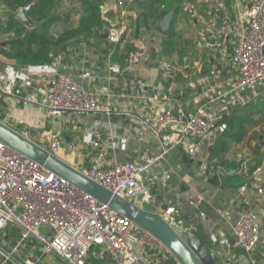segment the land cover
<instances>
[{
    "label": "built area",
    "instance_id": "built-area-1",
    "mask_svg": "<svg viewBox=\"0 0 264 264\" xmlns=\"http://www.w3.org/2000/svg\"><path fill=\"white\" fill-rule=\"evenodd\" d=\"M121 10L117 18L109 17L108 10H102L106 41L119 52L127 47L131 50L124 58V64L107 63V81L123 76L131 67L146 57L144 50L137 47L133 29L124 23L127 15L124 0H117ZM30 9L27 5L22 8ZM219 42L207 44L221 47L233 41L230 56L231 78L225 90L198 106L194 113L185 115L175 112L171 105L153 104L160 99L151 84L136 80L134 99L139 110L133 116L135 127L152 134L161 143L157 154H143L136 161H120L108 158L109 152H124L128 132L110 121L113 105L110 96L101 101L100 95L87 89L79 82H93L94 72H83L78 77L62 70L61 60L51 57L47 63L27 66L22 70L10 68L0 75V92L22 102L29 110L42 111L45 123L40 129L36 143L28 130L17 131L49 154L59 157L63 149V129H55L61 117L67 115L100 116L89 128L82 130L80 143L68 147L70 155L75 152L86 161L76 168L113 195L125 199L139 208L153 204L150 185L157 182L167 184L172 169L167 155L177 148H184L190 156L196 154L195 143L209 147L223 132L225 125H216L218 116L230 106L243 103V92L256 86H264V0H247L237 13L235 24L224 23L218 29ZM165 71L166 68L164 67ZM164 101V97H162ZM220 102V108L213 110V104ZM57 121V122H55ZM238 173L247 171L248 159L238 157ZM169 165V166H168ZM223 169L218 168L213 175ZM261 167L252 172L250 184L239 186V197L247 190L263 194L255 177ZM146 211V210H144ZM150 212V211H146ZM161 217L182 237L194 229L177 218L173 206L165 210L151 211ZM203 216V214H201ZM7 226H15L21 241L33 237L43 246L45 253L53 252L64 264H85L92 251L97 258H109L112 264H141L142 254L147 264H182L173 252L154 234L138 224L118 215L80 192L64 180L45 171L37 163L0 143V236ZM41 228L46 229L40 234ZM231 240L242 252L247 264H256L254 252L260 242V229L250 215L244 214L230 224V237L219 239L220 247L229 254ZM4 262L9 253L0 246ZM230 264V263H226ZM264 264V259L262 261Z\"/></svg>",
    "mask_w": 264,
    "mask_h": 264
},
{
    "label": "crops",
    "instance_id": "crops-1",
    "mask_svg": "<svg viewBox=\"0 0 264 264\" xmlns=\"http://www.w3.org/2000/svg\"><path fill=\"white\" fill-rule=\"evenodd\" d=\"M246 1L170 0L181 7L182 12L176 16L173 27L175 45L167 51L164 47L166 37L155 32L159 21L152 30L149 29L155 18L152 15L161 12V8L157 7L158 0H124L123 7L127 12L124 23L133 29L137 47L144 50L146 57L112 82L106 79L108 75L106 65L111 62L113 47L109 48V56L106 58L100 47L88 43L74 45L68 52L59 55L63 71L77 77L86 71L95 73V81H82L79 78V82L87 89L98 93L101 101L106 99L107 95L111 97L113 114L110 121L129 133L126 150L109 152L108 158L136 161L143 154H157L161 150V143L156 137L142 129L138 130L133 123V116L139 110L137 100L134 99L136 80L151 84L154 88L152 95L155 93L160 95V99L153 106L171 105L175 112L180 110L185 115L194 113L199 105L214 97L217 92L225 90L231 78L230 56L234 48L233 41L221 47H209L207 44L219 42V27L227 22L235 24L237 13L245 6ZM103 6V10H108L110 17H118L121 8L117 0H105ZM56 9L57 12H62L61 0H56ZM0 17L4 21L1 4ZM0 36L5 38L1 45L8 41L9 37L12 38L13 34L0 33ZM166 52H170L171 55L162 54ZM123 64L124 60L120 62V65ZM25 67L27 66L16 65L14 61L0 55V75L10 68L22 70ZM261 87L259 93L246 92L239 107L244 106L250 99L264 100V87ZM162 97L165 98L164 101ZM220 105H222L220 102H215L213 110L217 112ZM249 121L250 123L244 125L241 141L232 143L224 156L227 166H223L222 174L219 175L217 172L215 177L217 176L219 182L221 178L226 177L227 171L231 174L236 173V177L241 175L238 173L239 166H235L238 163L237 157L241 155L248 159L245 175L249 174L248 169H252V174L255 169L261 167L255 182L261 185L262 195H257L255 191L249 189L242 197L238 196L237 190L228 192L226 196H219L218 185L215 186L210 181L213 176V165L217 161L210 159L208 147L201 143L194 144L196 154L193 156L184 148L170 151L166 158L172 169L170 181L167 184L157 182L149 187L154 199L151 210L159 212L167 205L173 206L177 218L190 225L202 240L210 244V254L216 264H247L233 240L229 254L218 244L221 237H230V224L244 214L250 215L260 229V242L254 252L258 260L256 264H262L264 259V111L253 114ZM0 122L15 131L28 130L36 143L38 131L45 123V117L42 111L29 110L22 102L0 92ZM55 129H61L60 122L55 124ZM58 158L75 168L87 163L80 154L75 152L70 155L68 150L65 152L63 149ZM43 229L45 234L46 229ZM0 246L9 253V259L5 262L0 256V264H64L55 253L43 252L42 244L33 237L21 241V235L15 226L3 231ZM99 259L98 264H111L105 258ZM140 261L141 264H147L142 254Z\"/></svg>",
    "mask_w": 264,
    "mask_h": 264
},
{
    "label": "trees",
    "instance_id": "trees-1",
    "mask_svg": "<svg viewBox=\"0 0 264 264\" xmlns=\"http://www.w3.org/2000/svg\"><path fill=\"white\" fill-rule=\"evenodd\" d=\"M103 1L105 0H83L81 2L83 8L81 17L76 26L73 27L69 23L71 15L57 12L56 0H0L2 12H4V21L0 17V33L5 35L13 34L12 38L9 37L8 41L0 45V55L7 60L14 61L16 65L34 66L47 63L53 56L58 57L61 54H65L74 45L88 43L100 47L104 52V58H106L109 56V48L112 46H109L107 41L101 39L99 34L96 33V31H102L104 27L102 19ZM27 5L30 6V9L26 12L27 19L31 24L29 28L15 18L16 13ZM157 7L161 8V12L158 15H152L155 18L149 26L150 30L170 10H173L174 13L170 25V33L165 38L164 43V47L169 51L175 45L173 42V27L176 22V16L180 14V11L182 12V8H179L176 4L170 2V0H158ZM61 24L65 25V30L57 37L51 36L50 33L53 27ZM130 50L131 47H127L124 51L119 52L118 47H115L110 56L111 62H118L120 64ZM162 54L164 56L171 55L170 52ZM251 90L244 91L243 96ZM262 111H264V100L262 98H254L250 99L242 107L230 106L218 116L216 125L224 124L225 129L218 134L217 139L208 147L210 159L217 161L213 165V174L216 169L227 166L224 156L230 149V145L241 141L244 125L250 123L249 120L252 119L253 114ZM87 116L90 117V115ZM232 164L234 163L232 162ZM235 166H239V163L235 164ZM251 171L252 169H248L249 174H238V177H236V173L231 174L227 171L226 177L221 178L219 182L215 175L212 176L210 181L213 185H218L220 190L219 196H226L228 192H235L243 183L250 184V180L252 179L247 180V178L251 177ZM8 227L11 226H7L6 228ZM12 231L16 233L15 230ZM189 235L199 237L195 231ZM202 241L210 252V244L204 240ZM210 257L211 260H207L205 264H216L211 254ZM105 259L110 261L109 258ZM98 260L100 259L90 251L85 264H98ZM168 264L171 263L169 262Z\"/></svg>",
    "mask_w": 264,
    "mask_h": 264
},
{
    "label": "water",
    "instance_id": "water-1",
    "mask_svg": "<svg viewBox=\"0 0 264 264\" xmlns=\"http://www.w3.org/2000/svg\"><path fill=\"white\" fill-rule=\"evenodd\" d=\"M16 18L26 27H31L26 12L23 9L18 11ZM172 18L173 10H170L158 22L155 32L163 37H167L170 33ZM96 33L99 34L101 39L106 40V30L96 31ZM0 143L34 161L45 171L64 180L80 192L107 206L118 215L148 230L161 240L182 264H205L211 258L207 246L199 237L188 235L187 238H183L161 217L146 212L133 203L113 195L99 184L84 176L75 167L49 154L2 122H0ZM165 208L163 207L162 210H165Z\"/></svg>",
    "mask_w": 264,
    "mask_h": 264
},
{
    "label": "rangeland",
    "instance_id": "rangeland-1",
    "mask_svg": "<svg viewBox=\"0 0 264 264\" xmlns=\"http://www.w3.org/2000/svg\"><path fill=\"white\" fill-rule=\"evenodd\" d=\"M83 0H61V10L62 13H67L71 15V19L69 23L71 26H76L77 22L79 21V18L81 17L82 14V2ZM103 4H105V1H103ZM65 25L61 24L58 25L57 27H54L51 31L52 36H59L62 31H64ZM7 40V38H6ZM5 41V38L0 36V43ZM264 87V86H263ZM262 87L256 86L254 87L251 91L259 93V89ZM256 90V91H255ZM100 117L98 116H87V115H67V116H62L61 117V128L63 129V150L67 152L68 147L73 144L74 142L80 143L82 139V130L87 127L89 128L91 125L95 124L97 121H102L99 119ZM57 122V121H55ZM61 130V129H60ZM76 163V161H75ZM151 205L152 204H147L143 206V209L146 211H154L151 210ZM43 228L40 229L39 233L43 234Z\"/></svg>",
    "mask_w": 264,
    "mask_h": 264
}]
</instances>
